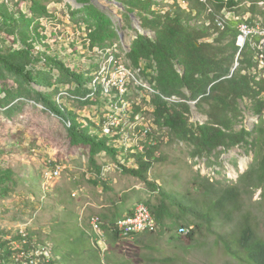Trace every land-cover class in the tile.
<instances>
[{
	"label": "trees",
	"instance_id": "16d2710c",
	"mask_svg": "<svg viewBox=\"0 0 264 264\" xmlns=\"http://www.w3.org/2000/svg\"><path fill=\"white\" fill-rule=\"evenodd\" d=\"M24 1L30 2L34 13L48 15L49 10L43 0ZM89 1L80 0L83 3ZM117 1L126 6L125 18L130 20V13L136 11L143 27L155 33L154 36L139 34L134 39L131 50H126L124 54L127 67L135 70L152 85L153 92L148 101L153 108L155 123L165 128L173 139L188 141L193 146L194 157L217 155L219 148L228 150L246 146L256 150L255 162L240 175L235 185L225 189L217 190L204 181H194L191 186L182 188L183 185H177L174 179L160 178L157 174L154 178L150 176L155 161L162 159V156H156L159 145L153 132H150L154 140L153 146H146L144 150H141L140 145L131 148L132 150L127 149L120 146L121 137L103 136L98 124L79 122L72 112L65 113L63 106L51 96L49 98L39 93L45 105L69 119L71 125L68 137L71 143L88 149L90 164L98 176L102 174L99 154L107 152L118 157L121 153V156L130 160L135 157L133 167L122 166L124 171L143 180L148 190L156 193V199L150 198L145 202L156 220V229L131 235L145 234L143 240L137 239L131 246L125 239L123 230L119 227V221L125 214L118 208L113 213L103 214L104 222L100 216L91 217L89 225L92 241L87 230L81 226L76 227L80 236L75 243L67 240L63 243L66 252H69L61 254L65 260L62 263L74 256L75 252L78 259L86 255L94 264H172L177 260L174 255L157 256V252H162L156 241L159 236L174 233L176 237L182 238L187 231L184 237L194 241L204 224L208 225V230H214V221L221 220L236 221V229L229 232V237L223 241L228 243L226 246L229 253L243 259L246 264H264V237L258 235L253 218L244 208L243 202L244 195L253 194L256 189H262L264 197V76L260 75L258 67L261 61H257L259 51L255 53L258 48L250 41L240 53V65L231 74L239 52L237 40L240 24L259 22L241 19L239 14L233 18L227 16V12L236 11L234 9L239 5L238 0ZM85 10V20L90 30L88 48L112 46L115 40L120 39L111 18L103 10L93 4H88ZM217 19H223L224 24L220 25ZM32 22H35V16L30 17L21 10H10L9 5L0 0V32L6 37V44L0 40V66L21 81L32 84L38 75L29 69V65L36 61L45 62L50 71L60 73L59 83L76 85V89L71 92L75 93L72 95L79 102L94 101L93 94L89 95L93 91L90 88V76L67 65L60 53L46 44L47 36L44 32L37 27L31 28ZM261 37L258 35L256 40ZM36 45L40 47L36 48ZM117 47L118 44H115L110 49L116 50ZM114 53L117 57L121 56L117 51ZM47 84L53 85L51 82ZM100 87L97 89L98 93L95 92L98 100L102 93ZM86 96L90 98L84 100L83 97ZM196 100L199 108L209 117L204 124L191 121L190 103ZM204 103L209 106L208 110H205ZM243 105L260 118L252 130L245 126L235 129V125L244 116ZM141 110L142 107L135 105L136 112ZM2 152L1 150L0 155ZM14 173V168L5 167L0 160V190L5 195L11 190L10 183L13 182ZM203 180L209 183L208 178ZM95 183L98 184L99 180ZM192 186L201 191L203 188V195L197 196ZM133 212L134 209L128 214L132 215ZM94 217L99 220L96 222L98 227L95 223L91 225ZM216 233L220 240H224L221 233ZM131 236L127 235L126 238ZM99 239L108 244L106 250L94 243ZM15 241L20 244L17 245ZM46 246L44 241L36 239L30 231L25 234L19 231L11 238L0 234V264L30 262L32 258L38 257L35 255L37 249ZM31 253H34L32 258H27ZM43 257L40 254V258ZM56 257L57 254H54L39 264H60Z\"/></svg>",
	"mask_w": 264,
	"mask_h": 264
},
{
	"label": "rangeland",
	"instance_id": "374dc122",
	"mask_svg": "<svg viewBox=\"0 0 264 264\" xmlns=\"http://www.w3.org/2000/svg\"><path fill=\"white\" fill-rule=\"evenodd\" d=\"M4 1L9 5L10 10L15 12L21 10L30 17L35 16L31 28L37 27L39 31L44 32L47 36L46 44L53 51L60 53L61 58L73 70L90 76L89 81H94L109 56L115 55L114 51L121 54L120 57L115 55L116 59L126 65L124 54L127 49L121 38L115 40L112 46L95 47L96 51L95 48L90 49L86 46V41L87 45H90V30L85 20V7L88 4L95 5L111 18L119 36L122 30H125L127 35L134 36L137 30L134 24L137 26V22L125 18L126 11L114 4L105 0H99L98 4L92 0L89 3L80 0H43L49 13L40 16L33 12L29 1ZM167 1L172 2V0ZM238 2V7L234 9L236 11L227 12V16L233 18L239 14L241 19L259 22L264 30V0H238ZM163 7L164 4L161 9ZM120 17L123 18V25ZM0 34V40L6 44L5 35L1 32ZM249 41L258 48L256 38L252 37ZM115 44H118L116 50L110 49ZM39 47L36 45V48ZM102 48L109 49L103 51ZM239 57L240 55L237 54L235 64L238 66ZM258 60H261L258 64L260 75H263L264 46L257 53ZM29 67L38 75L32 84L21 81L0 66V151H3L0 160L5 167L14 168L15 172L13 182L10 183V192L5 195L0 190V234L11 238L19 231L24 234L30 231L36 239L39 238L47 245L45 248L37 249L35 254L37 258L31 257L34 253L28 255L27 258L32 259L30 262L25 261L24 264L43 262V258H40L42 252H45L48 258L57 254L56 258L60 264H94V261L86 255L78 259L75 252H73L74 256L62 263L65 260L61 254L69 252H66L63 243L66 240L73 243L80 236L76 227L81 226L87 230V235L92 241L89 225L91 217L100 216L104 222L103 214L113 213L119 208L123 210L124 218L131 215L128 212L135 210L138 204L145 203L150 198L156 199V193L149 191L143 180L124 171L122 166L133 167L135 157L130 160L121 156V153L118 157H113L107 152L99 154L98 162L102 166V174L98 176L90 164L88 149L71 143L68 137V128L71 125L69 119H65L45 105L39 93L49 98L51 96L56 103L63 106L65 113L72 112L77 120L84 124L95 123L101 128L105 116L116 115L121 120L120 127L116 130H122L125 136L121 137L120 146L127 149L139 145L140 127L153 132V137L158 140L159 145L156 156H162V159L155 161L150 176L154 178L157 174L160 178L174 179L177 185H183L182 188L186 185L191 186L194 181L199 183L204 181L217 190L225 189L235 185L240 175L255 162L256 150L246 146H236L228 150L219 148L217 155L210 157L192 156L193 146L188 141L173 139L165 128L155 123L153 108L148 101L153 92L152 85L131 68H129L132 73L129 80L131 88L129 87V91L120 101L116 97L107 99L101 93L100 100L93 94L94 101L82 103L72 95L75 93L71 90H75L76 85L59 83L60 73L55 70L50 71V67L45 62L36 61ZM45 78L47 80H44ZM47 82L53 85L49 86ZM88 97L83 99L86 100ZM135 105L142 107V110L132 113ZM243 107L244 116L235 125V129L239 130L245 126L252 130L260 118L246 109L245 105ZM204 108L208 110L209 106L204 103ZM195 111L198 116H194L192 112L191 121L197 123L201 122L202 118L205 122L209 119L206 112L199 108V103L196 104ZM99 131L101 133L100 129ZM45 172L50 173L49 178L44 176ZM203 178H208L210 184ZM98 180L99 183H95ZM195 187L192 186L194 193L201 197L203 188L201 191ZM243 202L244 208L253 218L258 235L264 237L262 189H256L253 194H245ZM97 221H99L97 217H94V220L92 218L91 225ZM235 224L236 221L216 220L213 223L214 230H208V225L204 224L194 241L184 237L187 231L182 238L176 237L174 233L162 234L156 240L162 250L161 253L157 252V256L174 255L177 260L172 264H246L243 259L229 253L226 246L228 243L223 242L229 237L228 233L236 229ZM216 232L221 233L224 240H220ZM144 235H134L125 239L132 246L136 241L143 240ZM15 243L20 244L18 241ZM94 243L108 248L102 242L94 241Z\"/></svg>",
	"mask_w": 264,
	"mask_h": 264
},
{
	"label": "bare ground",
	"instance_id": "6f19581e",
	"mask_svg": "<svg viewBox=\"0 0 264 264\" xmlns=\"http://www.w3.org/2000/svg\"><path fill=\"white\" fill-rule=\"evenodd\" d=\"M202 1H207V0H202ZM222 21H223V19H222ZM240 26H243L244 28H248V36H249L248 41L250 40V38H252V37L257 38V36L260 35V36H262L260 40L263 42L261 47L264 46V30H262L261 26L258 23L257 24L241 23ZM96 50L97 49L95 48V51ZM102 50L106 51L104 49H102ZM121 72H122V74L125 75L124 76V83L129 84L130 83L129 80H130V77L132 75L131 70L124 63H122L118 59H116V56L114 54H111L109 56V59L104 63L103 69L100 70V72L97 74L94 81L91 82L90 88L93 91L89 95L95 94V92H97V88H99V86H101L100 87V88H102L101 92L103 93L104 96H106L107 99H109L111 97H116L120 101V99L122 97H124V95L127 94V92L129 91V86L123 85V78H120ZM108 80H110V81H108ZM94 89H96V90H94ZM112 107H114L113 104H112ZM103 122L104 123L100 129L101 134L103 136H110V135L111 136L117 135L118 137L124 136V134L122 133V130H116L120 127V124H121V120L119 119V117H117L114 114L107 115L104 117ZM112 128H113V132L110 131ZM45 175H46V178H49L50 173L45 172ZM138 208H140L142 211L146 212V214L150 218H152L153 221H150V219H142L141 220V228H139V229L127 228V227L121 226L123 223L131 220L132 215H127L126 217L122 218L119 221V227L121 230H123L124 236L125 235L131 236L132 234L139 233L142 231H153L156 229V220L154 219V217H153L150 209L148 208V206L145 203H140L136 206L134 211H136V209H138ZM95 226L98 227L99 225L95 222ZM99 242H102L103 244L107 245V243L103 239H99L98 243ZM105 249H107V248H105Z\"/></svg>",
	"mask_w": 264,
	"mask_h": 264
},
{
	"label": "built area",
	"instance_id": "2783aa9c",
	"mask_svg": "<svg viewBox=\"0 0 264 264\" xmlns=\"http://www.w3.org/2000/svg\"><path fill=\"white\" fill-rule=\"evenodd\" d=\"M217 21H219L220 25L224 24L223 21H220L218 19H217ZM248 39H249L248 28H244L243 26H240L239 27V39L237 40V44L239 46L238 55H240L241 51L248 44ZM86 46H87V41H86ZM257 51H261V40H258V49H255V53ZM124 76L125 75L122 74V72H121V77L120 78H123V85H128L129 86L128 83H124ZM263 76H264V72H263ZM108 81H110V80H108ZM133 112H136L135 109L132 110V113ZM138 112H140V111H138ZM110 131L113 132V128ZM138 133H141V141L139 142L141 150H144L146 146H148V147L149 146H153V141L154 140L150 136V131L148 129H144L143 127H140L138 129ZM55 172H56V166H55ZM46 175H44V176H46ZM142 219H150V221H153L152 218H150L146 214V212H144L140 208H138V209H136V211H134L132 213L131 220L128 221V222L123 223L121 226L127 227V228L139 229V228H141V220ZM93 220H94V218H93ZM124 237H127V236H124ZM42 255L44 256L43 259L48 258V256L45 254V252H42Z\"/></svg>",
	"mask_w": 264,
	"mask_h": 264
},
{
	"label": "water",
	"instance_id": "95a60500",
	"mask_svg": "<svg viewBox=\"0 0 264 264\" xmlns=\"http://www.w3.org/2000/svg\"><path fill=\"white\" fill-rule=\"evenodd\" d=\"M95 4H98L99 0H92ZM107 1L108 3L110 4H114L115 6H117L118 8L126 11V6L120 2V1H117V0H105ZM130 16H131V19L134 20V22H137V26L134 24V26L137 28V30L135 31V34L134 36H129L127 35V32L125 30H122L120 32V38L122 40V43L124 44V47L130 51L131 50V46H132V43L134 41V39H136L138 37L139 34H148L150 36H154V32L150 29H146L143 27L142 25V21L140 19V17L137 15V12L134 11L132 13H130ZM123 21V18L120 17V22H121V25H123L122 23ZM237 64H235V66L232 68V72L231 74L235 71V69L237 68ZM197 100L196 101H192L190 104L192 106V112L194 114V116H198L197 112L195 111V107H196V104H197ZM201 124H204L205 121H204V118L201 119Z\"/></svg>",
	"mask_w": 264,
	"mask_h": 264
},
{
	"label": "crops",
	"instance_id": "0c3cea01",
	"mask_svg": "<svg viewBox=\"0 0 264 264\" xmlns=\"http://www.w3.org/2000/svg\"><path fill=\"white\" fill-rule=\"evenodd\" d=\"M105 238H106V237H105ZM99 245H100V247H101L103 250H106L104 245H102V244H99ZM107 246H108V244H107Z\"/></svg>",
	"mask_w": 264,
	"mask_h": 264
}]
</instances>
